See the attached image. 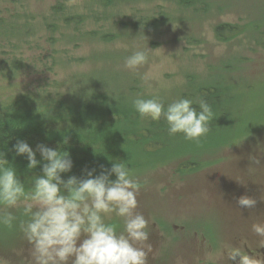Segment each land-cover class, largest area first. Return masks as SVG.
Wrapping results in <instances>:
<instances>
[{"label": "rangeland", "instance_id": "374dc122", "mask_svg": "<svg viewBox=\"0 0 264 264\" xmlns=\"http://www.w3.org/2000/svg\"><path fill=\"white\" fill-rule=\"evenodd\" d=\"M225 1L220 10L205 19L202 32L206 43L193 47L185 40L172 37L159 45L143 41L140 36H117L109 42L97 36L87 38L81 36L76 25L64 28L60 21L53 23L49 14L55 0H0V106L8 103L14 93L28 91L40 78L48 77L55 79L57 87L68 96L81 91L82 84L96 76L111 80L108 82L115 88H128L137 79L136 84L144 89L145 96L175 100L184 97L179 88L187 82V72L204 75L215 64L222 74L223 64L218 58L226 52H231L230 57L244 59L245 70L225 72L226 78L215 80L217 90L228 98L223 99V104L230 116L219 114L218 118H213L208 133L198 143L185 139L182 133L169 135L167 126L144 134L163 144L154 152L146 153L140 144L126 143L130 146L127 152L131 158L125 163L142 183L137 210L149 220L147 230L153 251L148 256V264H178V258L179 264H198L200 256L204 258L203 264H226L218 260L221 250L232 245L231 236L237 229L248 228L255 219L252 212L249 218L241 216L248 209H241L228 192H214V186L231 170L232 161L234 165L237 157L245 156L236 149L238 144L251 157L250 180H253V172L264 167V46L245 33L229 44L221 43L214 36L212 24L218 19L264 25V0ZM66 3L69 8L77 6L80 11H87L90 0H66ZM141 4L129 1L127 6L122 4L108 14L99 9L98 20L87 21L81 30L93 28L118 34L117 27L131 22L134 19L131 9ZM128 8L129 12L123 11ZM93 9L97 10L95 6ZM52 24L56 27L50 26ZM137 47L151 48L148 62L136 72L125 70L124 58ZM16 59L20 69H15L12 63ZM231 61L236 65L234 58ZM145 73L153 76L150 86L141 79ZM51 89L55 88L51 86ZM96 89L103 90L102 87ZM197 99H201L199 93ZM249 132L253 137L245 136ZM145 144H142L144 148ZM191 161L209 166L219 161L220 165L218 169L206 168L192 173L186 170ZM257 181L264 183V178ZM208 185L210 191L204 189ZM8 210L17 216V223L27 219L22 206ZM108 222L117 224L118 230L123 228V218L114 213ZM174 224L184 225L185 231ZM200 227L213 235L208 236L206 243L213 246L183 244L189 240L188 232L193 234L194 229ZM219 229L223 230L221 237L216 235ZM28 248L18 228L0 226V264H32Z\"/></svg>", "mask_w": 264, "mask_h": 264}, {"label": "trees", "instance_id": "16d2710c", "mask_svg": "<svg viewBox=\"0 0 264 264\" xmlns=\"http://www.w3.org/2000/svg\"><path fill=\"white\" fill-rule=\"evenodd\" d=\"M129 1L141 2L139 6L142 9H131L134 19L118 26V34L99 32L93 28L81 30L87 21L98 20L99 9H102L103 14H108L122 4L127 6ZM224 4L225 0H90L89 9L80 11L77 6L69 8L66 0H55L49 18L54 19L53 23H64V28L76 25L81 36H97L106 42L114 40L117 36H140L143 41L159 45L166 38L172 37L175 40H185L189 46L195 47L206 43L202 32L205 19L212 16L215 10H220ZM93 6L97 10H94ZM123 11L129 12V8ZM50 26L56 27L54 24ZM212 29L216 40L221 43L229 44L245 33L264 46L263 24L251 21L220 22L217 19L212 24ZM222 55L218 59L219 63L223 64L224 73L221 74L215 64L204 75L187 72V82L183 88H179L182 90L180 94L192 99L197 108L199 93L201 99L211 105L213 118H218L219 114L222 117L230 116L229 110L223 104V99L228 98L217 90L215 80L226 78L225 72L246 69L243 58L230 57L231 52ZM231 58H234L236 65L232 63ZM12 63L15 69L21 68L18 59ZM108 81L111 80L91 76L82 84L81 91L77 90L72 96H68L57 87L59 84L55 79L40 78L36 84H32L30 90L14 93L8 103L1 104L0 152L5 153L9 162L17 168L22 181L27 183L33 175L41 174V166L29 170L26 157L15 156L13 145L19 139L26 140L34 149L38 143H44L59 151L68 152L74 161V167L71 173L64 174L65 178L73 174L81 175L85 167H96L99 171L100 165L110 167L111 163L118 159L128 162L131 154L127 152L130 146L126 143L140 144L146 153L153 151L157 143H161L144 134L166 128L165 120L142 119L133 107L132 101L137 96L148 98L143 94L144 89L136 84L137 79L128 88L112 87ZM51 86L55 89L52 90ZM98 87L103 90L96 89ZM163 100L167 104L174 99ZM143 143H146L147 149L142 146ZM37 159H41L39 152Z\"/></svg>", "mask_w": 264, "mask_h": 264}, {"label": "clouds", "instance_id": "9594fccd", "mask_svg": "<svg viewBox=\"0 0 264 264\" xmlns=\"http://www.w3.org/2000/svg\"><path fill=\"white\" fill-rule=\"evenodd\" d=\"M151 48H139L124 58L123 68L136 72L148 62ZM145 84L151 73L141 76ZM181 97L165 104L158 95L137 96L132 104L140 117L164 119L169 135L182 133L189 141L199 142L209 131L213 109L204 99ZM15 156H25L27 169L41 166V174L22 181L17 168L0 152V226L18 228L26 240L32 264H148L153 251L148 232L149 220L138 211L141 181L124 160L111 166L85 167L81 175L71 173L70 154L44 143L35 149L19 139L13 145ZM39 152L41 159H37ZM111 159V158H110ZM115 177V178H113ZM264 200V195L260 197ZM258 201L244 194L237 198L241 209H255ZM23 208L27 219L19 220L8 209ZM123 218V228L108 222L111 215ZM264 249V221L251 225ZM246 245L226 247V264H264V254L245 251ZM179 264V258H178Z\"/></svg>", "mask_w": 264, "mask_h": 264}, {"label": "flooded vegetation", "instance_id": "af4514ba", "mask_svg": "<svg viewBox=\"0 0 264 264\" xmlns=\"http://www.w3.org/2000/svg\"><path fill=\"white\" fill-rule=\"evenodd\" d=\"M154 140H156L154 138ZM160 143H157L156 149L160 147ZM239 151H243L244 154L246 152L243 149H239ZM250 155L248 156H241L237 157L234 160V165L232 164V167H230V171L225 173L223 176H221V183L219 185L214 186V192L217 194H220L224 191L228 192L229 196L233 199V201H236V197L247 194L250 196H253L257 199L258 203L255 207V209L249 210L248 212L242 214L241 216H244L246 218H249L252 214H254L255 219L253 221H264V200H261L260 197L264 195V183L263 182H258L257 179H262L264 178V167H260L257 169L255 172H253V180H250V175H251V168L253 165H251L250 162ZM189 165L187 166L186 170H189L190 172L194 173L196 171H200L201 169H218V167H209L205 165H197V164H192L188 163ZM264 166V162L262 164ZM203 166V167H202ZM198 169V170H197ZM181 171V169H180ZM179 172V171H178ZM205 190L210 191V185L204 187ZM234 216L238 219L240 217L236 214ZM214 220H218L217 218H212ZM251 223L248 228L245 229H237L233 234H232V245L230 247L237 246L241 244L242 242L246 245L245 251H253L256 252L257 254H264V249L259 248V239L256 237L252 231H251ZM176 228H181L183 231H185V226L184 225H173ZM189 233V240L187 242H184L183 244L187 245L188 243L192 242L191 245H196L199 243L198 247L204 246L206 248H211L213 244L207 245L206 243L208 242V236H213L210 234V231L204 230L201 227L198 229H194V233L192 234L191 232ZM151 235L153 233L151 232ZM217 236L221 237L223 236V230L219 229L217 231ZM151 242V241H150ZM224 249L221 250L222 256L218 258L220 262H224L225 257H224ZM212 251V250H211ZM203 256H200L198 258V264H203Z\"/></svg>", "mask_w": 264, "mask_h": 264}, {"label": "bare ground", "instance_id": "6f19581e", "mask_svg": "<svg viewBox=\"0 0 264 264\" xmlns=\"http://www.w3.org/2000/svg\"><path fill=\"white\" fill-rule=\"evenodd\" d=\"M231 141H233V140H231ZM234 141H235V142H234L235 144H238V142H237L236 140H234Z\"/></svg>", "mask_w": 264, "mask_h": 264}]
</instances>
